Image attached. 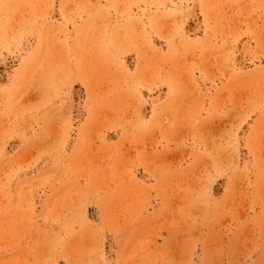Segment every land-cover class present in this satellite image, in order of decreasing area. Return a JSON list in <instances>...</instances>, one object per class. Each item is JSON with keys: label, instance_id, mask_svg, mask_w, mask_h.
I'll list each match as a JSON object with an SVG mask.
<instances>
[{"label": "rangeland", "instance_id": "1", "mask_svg": "<svg viewBox=\"0 0 264 264\" xmlns=\"http://www.w3.org/2000/svg\"><path fill=\"white\" fill-rule=\"evenodd\" d=\"M0 264H264V0H0Z\"/></svg>", "mask_w": 264, "mask_h": 264}]
</instances>
